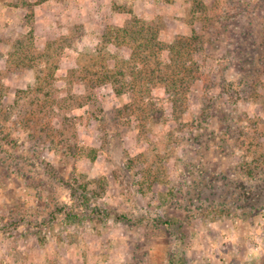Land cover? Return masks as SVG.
Masks as SVG:
<instances>
[{
  "label": "rangeland",
  "instance_id": "374dc122",
  "mask_svg": "<svg viewBox=\"0 0 264 264\" xmlns=\"http://www.w3.org/2000/svg\"><path fill=\"white\" fill-rule=\"evenodd\" d=\"M196 1L0 0V264H264V0Z\"/></svg>",
  "mask_w": 264,
  "mask_h": 264
},
{
  "label": "trees",
  "instance_id": "16d2710c",
  "mask_svg": "<svg viewBox=\"0 0 264 264\" xmlns=\"http://www.w3.org/2000/svg\"><path fill=\"white\" fill-rule=\"evenodd\" d=\"M195 3H196L195 7H194L195 14L200 13L199 15H196V17L200 21H202V24H204V27H206L208 31L214 30V28H213L214 26L212 27L211 25H209V27H207L208 24H209V21L211 22V17H210V14L209 15L207 14L208 9L206 7H204L205 3L203 1L198 2V0ZM228 3L229 4H235L236 1L229 0ZM198 4L200 6H198ZM241 4L247 6V5H250L251 3L245 2V3H241ZM198 8H200L199 10L203 9V11L200 12L199 10H197ZM247 8H248L249 11H251L250 7L247 6ZM222 18H224V17H222ZM222 18L218 17V21L221 24H223V19ZM225 28L228 30V32L232 31L230 29V22H229V26L226 24ZM195 32L198 33L197 30H195ZM250 35H251V27L245 28L242 31L241 36H239V40H241V42H239V45H238V52H243L246 55H251L253 53V50L255 49L254 46H250L249 45V47H247L244 44V39H246L247 41H250ZM196 38L199 40L200 36H196ZM173 50L177 51L176 47L173 46ZM177 53H181V52L177 51ZM255 62L256 61L253 60L252 56H248L247 61H246V63L249 65V67H248V75L245 76L246 77L245 79H246V84H247L246 86H248V88L256 89V91H258V88L260 87V85H262V83H261V79H260L259 75H256L258 72L253 73V70L251 69V67L255 65ZM261 62L262 63L260 64V66L262 67L264 65V58H262ZM228 86H229L230 90L234 89V85L232 83H230ZM117 91H118V93H122V90L117 89ZM210 114H209V112L207 110L204 111V115H208V118L210 117ZM208 118H206V120H208ZM255 161H257L256 164H254ZM258 161L260 163H258ZM253 162H251V164L248 165V167L246 168L247 170L245 171V173H246V175H248V177H250V178L252 177V178L256 179L258 177L257 174H256V170L258 171V169H260L261 167H263L262 169H264V160H254ZM260 174H261V171H260Z\"/></svg>",
  "mask_w": 264,
  "mask_h": 264
}]
</instances>
